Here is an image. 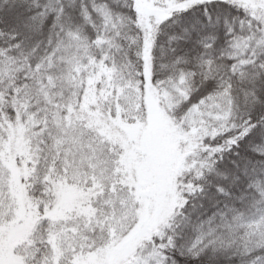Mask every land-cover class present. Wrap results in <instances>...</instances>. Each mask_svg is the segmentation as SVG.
Listing matches in <instances>:
<instances>
[{
    "label": "snow or ice",
    "instance_id": "6c2138e0",
    "mask_svg": "<svg viewBox=\"0 0 264 264\" xmlns=\"http://www.w3.org/2000/svg\"><path fill=\"white\" fill-rule=\"evenodd\" d=\"M0 264H264V0H0Z\"/></svg>",
    "mask_w": 264,
    "mask_h": 264
}]
</instances>
